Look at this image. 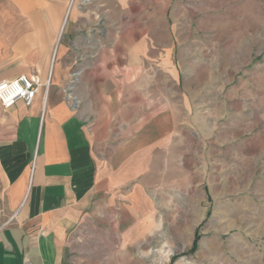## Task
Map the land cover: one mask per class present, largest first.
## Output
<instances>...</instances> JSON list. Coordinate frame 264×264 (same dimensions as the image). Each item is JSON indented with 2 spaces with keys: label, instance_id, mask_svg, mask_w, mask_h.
Here are the masks:
<instances>
[{
  "label": "crops",
  "instance_id": "0c3cea01",
  "mask_svg": "<svg viewBox=\"0 0 264 264\" xmlns=\"http://www.w3.org/2000/svg\"><path fill=\"white\" fill-rule=\"evenodd\" d=\"M131 15L146 17L147 0H0V83H44L29 106L0 103V264H74L83 221L116 209L134 225L128 239H145L156 223L151 186L169 168L189 174L177 105L162 95L140 114L145 85H121L147 57L150 27L133 28ZM142 251L131 248L146 264L162 249Z\"/></svg>",
  "mask_w": 264,
  "mask_h": 264
},
{
  "label": "rangeland",
  "instance_id": "374dc122",
  "mask_svg": "<svg viewBox=\"0 0 264 264\" xmlns=\"http://www.w3.org/2000/svg\"><path fill=\"white\" fill-rule=\"evenodd\" d=\"M147 5L146 17L126 19L150 27L146 61L115 83L145 85L140 114L159 109L162 95L177 105L189 174L180 161L151 186L156 223L145 239H128L134 225L120 223L117 209L113 219H85L71 244L74 264H142L131 248L162 249L146 264H264V0Z\"/></svg>",
  "mask_w": 264,
  "mask_h": 264
},
{
  "label": "built area",
  "instance_id": "2783aa9c",
  "mask_svg": "<svg viewBox=\"0 0 264 264\" xmlns=\"http://www.w3.org/2000/svg\"><path fill=\"white\" fill-rule=\"evenodd\" d=\"M48 84L49 79L45 82V92ZM43 85L36 75L25 74L0 83V103L3 109H8L17 102H22L25 106L31 105Z\"/></svg>",
  "mask_w": 264,
  "mask_h": 264
}]
</instances>
